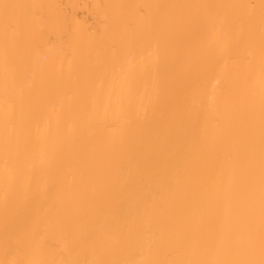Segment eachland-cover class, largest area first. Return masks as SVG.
Returning <instances> with one entry per match:
<instances>
[{"label":"bare ground","instance_id":"obj_1","mask_svg":"<svg viewBox=\"0 0 264 264\" xmlns=\"http://www.w3.org/2000/svg\"><path fill=\"white\" fill-rule=\"evenodd\" d=\"M0 264H264V0H0Z\"/></svg>","mask_w":264,"mask_h":264}]
</instances>
